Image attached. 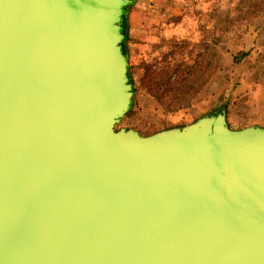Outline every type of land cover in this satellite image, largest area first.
Here are the masks:
<instances>
[{"label":"water","instance_id":"water-1","mask_svg":"<svg viewBox=\"0 0 264 264\" xmlns=\"http://www.w3.org/2000/svg\"><path fill=\"white\" fill-rule=\"evenodd\" d=\"M134 0H0V264H264V127L142 136Z\"/></svg>","mask_w":264,"mask_h":264},{"label":"rangeland","instance_id":"rangeland-1","mask_svg":"<svg viewBox=\"0 0 264 264\" xmlns=\"http://www.w3.org/2000/svg\"><path fill=\"white\" fill-rule=\"evenodd\" d=\"M142 1L134 0L133 4H142ZM215 1L179 0L182 41L181 53L177 56L179 71L172 74L176 82L170 84L167 75L172 67L168 58L172 56L166 57L165 66L170 68L163 66L161 69H165L159 71V76L154 79L160 87L159 102L142 85L140 60L133 56V50L126 41L127 13L133 4L128 7L123 21L124 50L128 57L133 95L130 109L116 129H134L146 136L188 125L222 109L232 130L264 127V10H257L255 14L258 16L255 17L248 15V28L244 32L242 27L237 31L239 34L232 35L231 30L221 34L226 19L238 16L237 9L230 15L227 13L230 6L235 8L238 5L243 13H249L245 0H218L217 4ZM175 2L176 8L177 0ZM176 37L175 34L174 41H177ZM167 46L171 51V43ZM211 46L216 49L213 63ZM196 53L199 56L193 58ZM179 91L185 92L183 96L178 94ZM181 103L185 104L176 108Z\"/></svg>","mask_w":264,"mask_h":264},{"label":"crops","instance_id":"crops-1","mask_svg":"<svg viewBox=\"0 0 264 264\" xmlns=\"http://www.w3.org/2000/svg\"><path fill=\"white\" fill-rule=\"evenodd\" d=\"M143 0L128 10L127 44L133 50V56L142 63L156 69L163 66L169 52L168 40H180L181 12L179 0ZM177 18V19H176ZM197 40V39H195Z\"/></svg>","mask_w":264,"mask_h":264},{"label":"trees","instance_id":"trees-1","mask_svg":"<svg viewBox=\"0 0 264 264\" xmlns=\"http://www.w3.org/2000/svg\"><path fill=\"white\" fill-rule=\"evenodd\" d=\"M216 4L218 3V0L215 1ZM245 3H246V7H247V12L249 14H246V13H243L242 12V9L239 8L238 5L235 6V8L233 6H230L226 11L227 13L232 14L235 9H237V13H238V16L236 17V19H226V22H225V25L223 27V30L221 32V34H227L230 30H231V34L232 35H235L236 33L239 34L240 32H237L240 28H244L243 29V32L247 27V23H248V15H255L258 16L256 13L257 10H264V2L262 0H245ZM213 10V9H212ZM180 16H181V12H180V15H179V19H180ZM177 19V18H176ZM168 43L170 44L171 43V51H169V53H167V58L168 56L170 57V55L172 56L171 59L168 58V61L171 60V67H172V71L171 73H169L167 75V79L169 81L170 84H174L176 81L173 79L172 77V74H174L175 72H178L179 71V63L177 61V56L178 54L181 53V49H182V41H172V39H169L168 40ZM214 46V45H213ZM210 50L212 51V63H213V56H214V53L216 52V49L215 47H212L210 48ZM192 54V53H191ZM198 53L196 54H193V58L195 57H198ZM166 57L164 58V62H163V66H165L166 64ZM235 60H239V57H235L234 58ZM200 60H203L202 58ZM211 60V59H210ZM140 63H141V69L143 71V75H142V85L147 89V91L153 95V97L159 102V86L157 85V83L154 82V79L155 77H158L159 76V71H162L164 69H161L163 68L162 67H159V68H156V69H151L150 66H148L147 64L145 63H142L141 60H140ZM198 63V66H199V61L197 62ZM210 64H211V61H210ZM209 65V63H208ZM166 67V66H165ZM166 68H170V67H166ZM194 69V68H193ZM197 70V68H196ZM193 73V72H192ZM192 73L190 72L189 74L192 75ZM177 76V75H176ZM174 81H172V80ZM185 86V83L182 84V87ZM171 87V85H170ZM185 92H181L179 91L178 94H180V96H183ZM184 100V99H183ZM185 103H181L178 107L176 108H180L181 106H183ZM187 104V103H186Z\"/></svg>","mask_w":264,"mask_h":264}]
</instances>
